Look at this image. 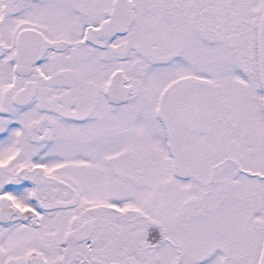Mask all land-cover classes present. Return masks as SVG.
Returning <instances> with one entry per match:
<instances>
[{"label": "snow or ice", "instance_id": "snow-or-ice-1", "mask_svg": "<svg viewBox=\"0 0 264 264\" xmlns=\"http://www.w3.org/2000/svg\"><path fill=\"white\" fill-rule=\"evenodd\" d=\"M0 264H264V0H0Z\"/></svg>", "mask_w": 264, "mask_h": 264}]
</instances>
